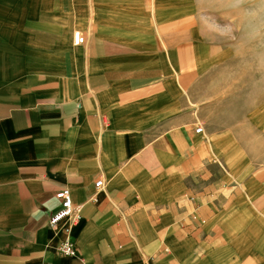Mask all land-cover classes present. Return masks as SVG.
<instances>
[{"label": "crops", "instance_id": "obj_1", "mask_svg": "<svg viewBox=\"0 0 264 264\" xmlns=\"http://www.w3.org/2000/svg\"><path fill=\"white\" fill-rule=\"evenodd\" d=\"M205 9L0 0V264H264V73Z\"/></svg>", "mask_w": 264, "mask_h": 264}, {"label": "rangeland", "instance_id": "obj_2", "mask_svg": "<svg viewBox=\"0 0 264 264\" xmlns=\"http://www.w3.org/2000/svg\"><path fill=\"white\" fill-rule=\"evenodd\" d=\"M207 15L224 26L235 50L264 73V0H199Z\"/></svg>", "mask_w": 264, "mask_h": 264}, {"label": "built area", "instance_id": "obj_3", "mask_svg": "<svg viewBox=\"0 0 264 264\" xmlns=\"http://www.w3.org/2000/svg\"><path fill=\"white\" fill-rule=\"evenodd\" d=\"M85 42V36L80 30L73 32V44L81 45ZM195 132H201L202 126L197 125L194 128ZM95 192H98L102 186V179L99 178L95 184ZM59 203L56 209L50 212L48 216V225L51 229L57 230L61 227L64 237L56 244V251L65 256H74L76 254V247L70 238L71 228L78 224L81 219L80 214L74 209L72 194L68 187H62L55 193ZM66 221V225H62Z\"/></svg>", "mask_w": 264, "mask_h": 264}]
</instances>
